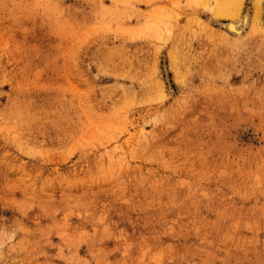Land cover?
I'll return each instance as SVG.
<instances>
[{"label": "rangeland", "instance_id": "obj_1", "mask_svg": "<svg viewBox=\"0 0 264 264\" xmlns=\"http://www.w3.org/2000/svg\"><path fill=\"white\" fill-rule=\"evenodd\" d=\"M236 2L0 0V264H264V0Z\"/></svg>", "mask_w": 264, "mask_h": 264}, {"label": "bare ground", "instance_id": "obj_2", "mask_svg": "<svg viewBox=\"0 0 264 264\" xmlns=\"http://www.w3.org/2000/svg\"><path fill=\"white\" fill-rule=\"evenodd\" d=\"M243 4H244V0H237V2L235 4V6H236L235 11L229 15H231L232 18L236 17V15H238V14L240 15L241 10L243 9ZM221 12H223V11H217V15H216L217 18H222L223 16H227V15H223ZM151 17L152 16H150V18ZM250 18H251V12L246 11L243 14V17H242V20L240 23L235 21V20H228L224 23V25L228 31L234 33L235 35H241L244 32V30L246 29V27L249 25Z\"/></svg>", "mask_w": 264, "mask_h": 264}]
</instances>
